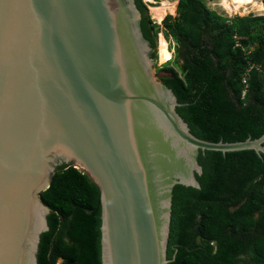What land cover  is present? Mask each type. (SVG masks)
Instances as JSON below:
<instances>
[{"label":"water","instance_id":"95a60500","mask_svg":"<svg viewBox=\"0 0 264 264\" xmlns=\"http://www.w3.org/2000/svg\"><path fill=\"white\" fill-rule=\"evenodd\" d=\"M140 23L135 0H0V264H37L60 166L99 190L101 264H167L173 187H200L199 151L264 154V133H191Z\"/></svg>","mask_w":264,"mask_h":264},{"label":"trees","instance_id":"16d2710c","mask_svg":"<svg viewBox=\"0 0 264 264\" xmlns=\"http://www.w3.org/2000/svg\"><path fill=\"white\" fill-rule=\"evenodd\" d=\"M159 1L157 19L174 9V2ZM234 1L244 11L264 10V0ZM135 2L156 58L159 24L142 0ZM162 25L175 54L173 64L170 59L157 69L159 78L175 93L176 110L191 133L214 142L261 136L264 15L225 18L202 0H179L176 14L166 15ZM198 163L199 188L173 187L167 264H264V154L200 150ZM41 198L51 210L37 264H101L100 195L87 174L60 166Z\"/></svg>","mask_w":264,"mask_h":264},{"label":"rangeland","instance_id":"374dc122","mask_svg":"<svg viewBox=\"0 0 264 264\" xmlns=\"http://www.w3.org/2000/svg\"><path fill=\"white\" fill-rule=\"evenodd\" d=\"M155 2H152V0H142L144 4H146L147 12L149 17L152 19L154 23L159 24V31L157 35L156 40V58L154 68L156 70V74H161L159 69L163 63L167 62L171 59V63L173 64L172 59L174 58L175 54V41L174 39L168 35L165 36L164 34V27L162 25V20L166 15H172L174 16L176 14V5L178 4L179 0H168L170 2H174V9L170 12H167L161 16V18L154 17V14L158 13L157 7H162V2L159 0H154ZM205 4V6L213 13L225 17V18H233L235 16H249V15H264V10L256 11V10H249L244 11V8L239 7V4L237 1L234 0H226V6H224L222 0H202ZM262 2V0H257ZM251 3H255V0H250ZM238 4V5H237ZM150 5V6H149ZM167 45L169 47H167ZM170 48V50L168 49Z\"/></svg>","mask_w":264,"mask_h":264},{"label":"clouds","instance_id":"9594fccd","mask_svg":"<svg viewBox=\"0 0 264 264\" xmlns=\"http://www.w3.org/2000/svg\"><path fill=\"white\" fill-rule=\"evenodd\" d=\"M263 3V2H262ZM264 4V3H263ZM167 47H169L168 45H167ZM169 50H170V48H168ZM244 94L242 93V96H243Z\"/></svg>","mask_w":264,"mask_h":264},{"label":"built area","instance_id":"2783aa9c","mask_svg":"<svg viewBox=\"0 0 264 264\" xmlns=\"http://www.w3.org/2000/svg\"><path fill=\"white\" fill-rule=\"evenodd\" d=\"M245 93V90L243 91V94Z\"/></svg>","mask_w":264,"mask_h":264},{"label":"flooded vegetation","instance_id":"af4514ba","mask_svg":"<svg viewBox=\"0 0 264 264\" xmlns=\"http://www.w3.org/2000/svg\"><path fill=\"white\" fill-rule=\"evenodd\" d=\"M58 264H60V263L58 262Z\"/></svg>","mask_w":264,"mask_h":264}]
</instances>
